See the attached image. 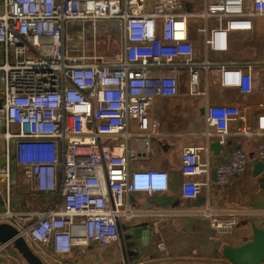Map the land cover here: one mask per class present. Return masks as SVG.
<instances>
[{
  "label": "built area",
  "instance_id": "obj_1",
  "mask_svg": "<svg viewBox=\"0 0 264 264\" xmlns=\"http://www.w3.org/2000/svg\"><path fill=\"white\" fill-rule=\"evenodd\" d=\"M114 34L119 49L111 57L83 49L86 38L110 43ZM233 34H250L264 49V0H214L198 14L165 13L161 0H0V224L13 226L30 247L67 254L119 241L120 223L134 214L129 198L135 193L196 199L210 172L200 148L183 149L177 175L131 164L139 160V144L152 154L167 134L149 111L157 97L178 110H203L221 145L228 137L264 136V91L256 105L217 103L211 93L252 94V73L264 64H220L218 82L198 87V67L210 65L195 61L196 41L221 54ZM179 68L187 73L186 90L178 87ZM245 163L237 152L216 170L218 179ZM18 173L28 192L18 190ZM147 214L157 221L182 216ZM190 214L226 236L239 219L258 212L206 205ZM8 247L0 244V264H8Z\"/></svg>",
  "mask_w": 264,
  "mask_h": 264
},
{
  "label": "crops",
  "instance_id": "obj_2",
  "mask_svg": "<svg viewBox=\"0 0 264 264\" xmlns=\"http://www.w3.org/2000/svg\"><path fill=\"white\" fill-rule=\"evenodd\" d=\"M168 1L161 0L165 13L198 14L208 2L214 0H173L176 5L174 8L168 7ZM197 22L202 24L199 20ZM241 36H245V40H241ZM242 51L247 55H243ZM195 61L208 62L210 65L207 66L208 70L198 67V87L204 90L208 82H218L216 69L220 64L241 69H244L241 66L243 62L264 64V49L250 34L230 35L229 50L221 54L205 51L202 41L198 40L195 43ZM252 74V94L242 95L233 88H212L215 101L232 105H256L258 91H264V67H257ZM177 82L179 89H187L185 68L178 69ZM149 111L159 121L160 131L170 136L168 139L166 135L163 136L159 149L152 154L146 153L143 145L139 144V160L131 164V168L154 169L177 175L183 149L196 147L201 149L202 160L210 165L206 179L208 185L192 200H182L174 193H160L153 197L135 193L129 198L130 209L134 214L128 215L120 223L119 241L103 248L93 244L74 247L67 254H54L49 247L31 246L45 264H240L230 261L231 257L238 249L252 245L258 231H264V167L258 165L259 161L264 165V136L255 140L228 137L225 144L221 145L215 130L207 126L200 110H178L173 107L171 99L157 97L152 101ZM237 152L245 156L243 170L233 173L225 181L218 179L216 170L233 162ZM18 179V190L28 192L29 185L21 173H18ZM206 205L212 208L248 209L257 211L258 215L239 219L229 235L219 236L209 229L206 219L204 221L190 214ZM153 211L181 213L182 216H168L157 221L147 214ZM125 229L130 230V234H125ZM141 231L146 239L144 242ZM258 250L264 254V248ZM3 256L8 264H25L9 251Z\"/></svg>",
  "mask_w": 264,
  "mask_h": 264
},
{
  "label": "water",
  "instance_id": "obj_3",
  "mask_svg": "<svg viewBox=\"0 0 264 264\" xmlns=\"http://www.w3.org/2000/svg\"><path fill=\"white\" fill-rule=\"evenodd\" d=\"M204 115V111H201ZM259 167H264L261 161L258 162ZM258 169L257 166H255ZM256 176V175H255ZM264 243V231H258L252 245H247L238 249L234 256L231 257L235 263L256 264L264 262V254L260 253L258 248ZM0 244H7L9 248L20 257L25 264H45L43 260L32 250L27 241L18 234L17 230L9 224H0Z\"/></svg>",
  "mask_w": 264,
  "mask_h": 264
},
{
  "label": "rangeland",
  "instance_id": "obj_4",
  "mask_svg": "<svg viewBox=\"0 0 264 264\" xmlns=\"http://www.w3.org/2000/svg\"><path fill=\"white\" fill-rule=\"evenodd\" d=\"M240 39L245 40V36H241ZM109 41L110 43L108 42L107 37L99 36L97 40H95V44L92 45L93 40L90 38H86L85 43L83 45V49L87 52L88 55L91 54L93 51H95L96 54L104 55L106 57H111L119 49V40L117 36L114 34L109 38ZM89 45H91V47ZM242 54L247 55L243 51ZM3 148H4L3 144L0 142V150L3 151ZM6 251H9L11 255L14 253L9 247L4 251L5 255H6ZM4 259H6V257H4Z\"/></svg>",
  "mask_w": 264,
  "mask_h": 264
}]
</instances>
